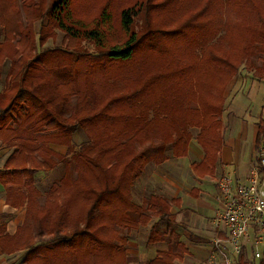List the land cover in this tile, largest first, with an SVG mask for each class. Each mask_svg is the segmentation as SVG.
Returning a JSON list of instances; mask_svg holds the SVG:
<instances>
[{
  "label": "trees",
  "instance_id": "obj_1",
  "mask_svg": "<svg viewBox=\"0 0 264 264\" xmlns=\"http://www.w3.org/2000/svg\"><path fill=\"white\" fill-rule=\"evenodd\" d=\"M4 1L0 64L9 60L11 69L0 102H11L0 104V139L16 151L3 182L18 186L6 202L25 206L26 219L15 235L0 232L1 250L24 251L25 264H129L128 232L160 217L167 232L153 229L149 243L169 250L150 264H174L186 253L170 214L179 202L151 197L137 206L131 182L149 161H167L169 145L187 157L192 127L201 128L205 152L194 169L213 173L227 86L243 65L264 81V0H22L27 28L19 5L18 18L6 19ZM45 18L39 44L60 30L67 48L33 57L34 23ZM79 127L90 144L72 158L48 148L73 153ZM258 128L260 153L264 117ZM59 163L63 178L40 192L34 174Z\"/></svg>",
  "mask_w": 264,
  "mask_h": 264
},
{
  "label": "crops",
  "instance_id": "obj_2",
  "mask_svg": "<svg viewBox=\"0 0 264 264\" xmlns=\"http://www.w3.org/2000/svg\"><path fill=\"white\" fill-rule=\"evenodd\" d=\"M224 115V114H223ZM263 118V117H262ZM261 119V118H260ZM254 120V128L251 134L250 143L245 140V124L241 130L237 131L232 144L228 145L224 141L225 124L222 130V145L219 149L214 169L211 173L196 172L194 166L200 168L201 162L205 159V152L197 142L192 140L188 147L187 157L174 161L168 159L163 166L173 167L172 172L161 177L157 176V182L161 185L162 191L168 200L178 201L170 209V214L174 216V232L179 237V242L186 249V253L181 259H175L174 264H215L212 259V242L216 235L224 232V227L217 224L216 218L221 210L217 202V180L223 176H231L234 180L246 182L253 167V160L256 155L258 123ZM224 120V119H223ZM224 122V121H223ZM73 137H84L85 133L79 135L80 129ZM82 131V130H81ZM244 132L242 137L241 133ZM50 148L61 154L67 153V147L50 145ZM8 145L0 139V232L10 236L15 235L17 230L24 224L26 219V208H15L6 202L10 189L16 190L18 186L4 181L7 178L3 175L8 159L13 153ZM171 152V151H170ZM58 165L53 171L60 168ZM180 166L184 168L181 169ZM45 171L34 174L35 185L39 184V179L45 176ZM50 173V172H47ZM151 183L146 180V187ZM143 181L138 184L143 188ZM148 190V188H146ZM150 197H133V201L138 206H143L144 201ZM139 202H138V201ZM162 233L167 232V222L160 221V217H154L147 226H140L139 229L129 232V250H127L129 264H150L154 261L159 252L169 250L167 242L149 243L152 230ZM222 235V234H221ZM25 252L18 251L14 254H6L0 248V264H25ZM240 264H261L252 259L251 252Z\"/></svg>",
  "mask_w": 264,
  "mask_h": 264
},
{
  "label": "rangeland",
  "instance_id": "obj_3",
  "mask_svg": "<svg viewBox=\"0 0 264 264\" xmlns=\"http://www.w3.org/2000/svg\"><path fill=\"white\" fill-rule=\"evenodd\" d=\"M57 0H51V4H54ZM5 2L4 0H0V6L1 4ZM7 3H5L6 7L4 9L5 11V17L6 19H10L9 17L10 12H13V20H15L17 17V8L18 5L20 6V18L22 17L23 23L25 28H27V24L29 22V18H27V14L25 12V8L22 6L24 3H22V0H6ZM39 5L36 7L38 11ZM23 9V11H21ZM41 9V7H40ZM1 13V11H0ZM81 13V12H79ZM27 18V19H26ZM21 20V22H22ZM28 20V21H27ZM1 22V21H0ZM22 23V25H23ZM48 24V19L45 18L41 21H38V23H34V33L36 35V50L33 51L32 56L35 57V55H40L41 53L52 51V50H66V39L65 34L62 33L60 30H55V35L47 40L46 44L41 46L39 44L38 38L40 35V30L42 27L46 26ZM5 39V33L3 26L0 25V43H2ZM215 40H218L216 38ZM215 42V41H214ZM213 42V43H214ZM85 48L86 53L93 54L95 53L94 45L84 42L82 43ZM211 44V43H209ZM73 45V44H70ZM72 49V47H71ZM70 49V50H71ZM73 52V51H72ZM11 69V61L7 60L4 63L0 64V96L3 95L6 90L8 89V78H9V72ZM16 95V93H15ZM224 97L226 99L225 102V111L223 118V124H225V132H224V141L228 145L232 144V141L235 139L237 131L241 130L242 124H245V140L246 143H250L251 134L253 132L254 128V120H258L261 117H264V81L257 80L252 72H249L245 65L241 66L240 72L238 75L229 83L227 86ZM11 102V101H10ZM9 102V98L3 99L0 104H2L3 107H5ZM1 110V108H0ZM1 112V111H0ZM155 113L151 112L150 115L154 116ZM159 117H162L159 115ZM150 118V117H149ZM80 129L79 135H81L83 132L85 133L84 137H73V153L69 154L68 149L67 153L62 156H66L68 158H72V156L75 153H78L87 145L90 144V139L88 138L86 132L81 128H77V130ZM75 131L73 135H75L78 131ZM82 130V131H81ZM83 133V134H84ZM189 133L191 135L190 142L194 139H199V136L201 134V128L192 127L189 129ZM242 137L244 135V132L241 133ZM6 144V143H5ZM8 145V144H6ZM50 143L48 146L49 149ZM57 145V144H53ZM11 149H13V153L16 151L15 144H9L8 145ZM60 146V145H59ZM66 147V146H64ZM149 149V148H148ZM155 148H153L154 150ZM150 150V149H149ZM151 151V150H150ZM171 151V152H170ZM12 153V154H13ZM57 153V152H56ZM11 154V156H12ZM164 156L167 157V159H173L174 161H177V156L175 155L173 151V146L169 145L166 149V153H164ZM257 158H259V153L257 152L254 160H253V167L251 171L257 167ZM179 159V158H177ZM122 160V159H121ZM124 160V158H123ZM121 161L122 164L124 161ZM119 163V164H120ZM58 165H61L60 168L56 171H45V176L39 179V184L36 186V188L42 192L47 193L49 192L56 183L61 180L64 176V170L62 168V164L59 163ZM57 165V166H58ZM181 169H183V166H180ZM55 169V168H54ZM53 169V170H54ZM173 170V167L169 166L165 167L163 164H156L155 160H151L148 162V164L145 165L143 168V171L140 175V177L134 179L131 182V186L129 188V192L131 193L132 197H168L166 193L162 191L161 185L159 182H157V176L161 177L163 174L166 175L167 172L171 173ZM43 171V170H41ZM40 172V171H38ZM50 172V173H47ZM251 174V173H250ZM146 180H150L151 183L148 184L146 187L145 183ZM143 181V188L138 186ZM148 188V190H146ZM138 201V200H137ZM146 201V200H145ZM144 201V202H145ZM134 202V201H133ZM139 202V201H138ZM135 203V202H134ZM136 204V203H135ZM137 205V204H136ZM138 206V205H137ZM142 207V206H140ZM136 230V229H132ZM131 231V230H130ZM129 231V232H130ZM129 232L127 234V238L129 235ZM129 243V238H128ZM126 245V250H129V245Z\"/></svg>",
  "mask_w": 264,
  "mask_h": 264
},
{
  "label": "built area",
  "instance_id": "obj_4",
  "mask_svg": "<svg viewBox=\"0 0 264 264\" xmlns=\"http://www.w3.org/2000/svg\"><path fill=\"white\" fill-rule=\"evenodd\" d=\"M221 210L216 218L224 232L212 242L215 264H240L251 252L264 264V146L259 163L244 183L223 175L216 183Z\"/></svg>",
  "mask_w": 264,
  "mask_h": 264
}]
</instances>
